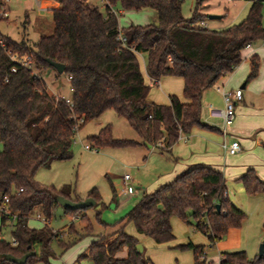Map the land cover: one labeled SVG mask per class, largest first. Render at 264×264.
Instances as JSON below:
<instances>
[{
	"label": "trees",
	"instance_id": "16d2710c",
	"mask_svg": "<svg viewBox=\"0 0 264 264\" xmlns=\"http://www.w3.org/2000/svg\"><path fill=\"white\" fill-rule=\"evenodd\" d=\"M55 1L58 6L50 9L51 34L41 35L30 43L27 39L14 40L0 33L3 42V45L0 43V201L5 195L9 197V214L0 211V255L10 253L20 257L34 250L35 254L23 264H49L54 255L53 243L64 251L75 240L92 234V222L84 213L89 207L64 208L69 216L79 215L83 223L81 233L72 222L66 231L54 230L48 224L41 228L28 225L29 215L35 208L50 220L59 206L55 195L71 200L82 198L64 187L41 185L34 180L39 167L72 157L74 125L78 118H83L80 128L111 109L125 118L141 139L140 142L114 138L111 126L106 124L95 135L87 137L96 149L143 144L168 153L180 134L189 133L194 126L216 129L200 119L202 91L239 65L244 48L264 39L263 1L260 0H251L246 16L224 29L197 24L202 18L197 11L205 0H195L190 19L182 16L183 0H105L103 11L89 0ZM116 4L122 10L152 8L157 21L119 27L117 12L112 9ZM119 35L125 38L124 42ZM138 52L146 56L145 70L152 84L163 76L182 78L185 101L175 94L169 95L168 104L147 100L150 84L145 82L140 70ZM11 55L27 56L30 66H22ZM46 58L64 64V72H56V77L62 74L68 77L70 103L46 90L41 71L55 70ZM248 62L245 83L258 75V54H251ZM13 67L15 71L11 70ZM239 179L248 194L264 192V181L253 168H247ZM111 188L115 201L112 184ZM225 192L221 171L203 164L193 165L155 190L143 193L119 220L120 224L111 233L113 237L101 235L92 240L78 259L87 257L93 264H153L136 248L139 241L125 232L124 223L131 222L137 235L159 244L174 238L173 216L205 234L212 246L230 228L239 227L244 217V212L224 196ZM86 196L92 197L97 206H104L95 188ZM99 214L97 211L98 221L105 225ZM6 225L10 239L1 238ZM262 226L264 229V221ZM66 233L76 236L67 241ZM179 247L192 249V264H211L204 245L189 242ZM122 248H126V256H116ZM0 264L17 263L0 256ZM219 264H264V255L251 258L244 250L222 251Z\"/></svg>",
	"mask_w": 264,
	"mask_h": 264
},
{
	"label": "rangeland",
	"instance_id": "374dc122",
	"mask_svg": "<svg viewBox=\"0 0 264 264\" xmlns=\"http://www.w3.org/2000/svg\"><path fill=\"white\" fill-rule=\"evenodd\" d=\"M89 1L96 4L100 10H104L105 0ZM8 4L10 7L9 16L0 20L1 34L14 40L27 39L30 43H33L39 36L53 32L51 12L48 9L39 8L37 0H9ZM250 4L251 0H205L203 6L199 7L197 12L202 15L201 21L207 23L209 28L217 25L218 28L224 29L229 25L240 22L246 16ZM195 5V0H183L181 9L183 18L190 19L192 17ZM114 9L117 11L119 27L157 21L156 11L152 8L122 10L119 4H116ZM209 14L220 17L211 19L208 18ZM197 24H200V20L197 21ZM258 45L262 48L261 53L254 50V48H244L241 52V62L238 65H241L240 69H247L249 67L247 58L252 52H256L260 58L258 75L247 82L245 91H243L242 101H245L249 108L243 111L242 115H238V106L242 105V101L238 103V106H235V120L233 119L234 124L228 126V134L223 135L221 128L212 130L194 126L188 141V143L191 142L193 135L196 137L197 142L202 144L200 146L202 149L210 148L215 152V155H221V159L214 162H218L222 167L221 171L229 200L244 212L241 225L230 228L218 242L210 246L205 234L196 230L193 225L173 216L171 223L174 238L171 241L158 244L148 237L141 236L142 251L144 252L145 248V256L150 258L153 264H192V249H181L179 247V245L189 242L194 245H204L206 257L211 261V264H219V256L222 251L244 250L251 258L258 254L259 245L264 240L262 226L264 221V192L248 194L239 179L249 166L254 169L260 180L264 181V41L258 40L253 43V47ZM236 70L237 66L233 71ZM248 72L249 70L246 71L240 82L236 76L227 85L226 91L239 88L246 80ZM41 74L49 93L57 92L56 95L69 96L70 86L65 75L62 74L56 77V71L50 68L43 69ZM230 74L221 77L211 90L218 94L216 86L222 88L221 83ZM146 80L150 84L149 90L156 91L157 85L152 84V81L147 78ZM218 95V102L202 100L201 121L207 113L206 104L209 103L217 108L223 106L222 96ZM106 124L111 126V133L114 138L132 139L141 142L140 137L130 127L125 118L118 116L113 110L107 109L98 118L86 122L77 130L72 144L73 155L70 159L54 160L49 166L39 167L34 174V180L41 185L52 184L56 188L64 187L72 193L83 194V196L90 189L95 188L100 196L101 203L104 204L102 207L98 205L95 208L91 207L87 208L86 211L84 210V213L92 222V234L75 240L64 251L53 243L54 255L49 264H93L91 259L87 257L78 259L86 251L90 241L101 235L108 238L112 227H117L120 224L119 220L124 217L141 195L153 190L156 184L153 182L156 179L159 180L158 178H161L176 164L174 161L175 154L177 155L178 151H184L186 154L188 150L184 141H180V139L170 152L161 154L156 151L150 152V148L145 147L143 144L85 149L84 144L90 143L87 137L95 135ZM208 125L220 126L221 122L218 119H210ZM234 125L237 126L238 130H242H239L240 134H237L241 151L235 156L225 157L221 145L223 142H230L233 139L230 128H233ZM197 151H199V148ZM124 173L131 176V183L135 188L132 194L124 191L122 180ZM111 184L116 190L115 201L113 200ZM97 211L100 212L99 219L108 227L105 228L104 224L98 221ZM42 217L40 210L35 208L29 215L28 225L33 228H41L43 226ZM72 217H77V214L69 216L64 213V209L59 205L56 207L48 225L54 230L66 231L69 223L72 222L70 221ZM72 223L77 232L81 233L83 231V223L79 219H75ZM124 230L127 234L136 236L134 225L131 222L124 223ZM2 233L5 239H10L8 225L3 226ZM75 236V233H66L64 239L67 241L69 239L73 240ZM138 243L142 244L140 241ZM35 264L43 263L37 262Z\"/></svg>",
	"mask_w": 264,
	"mask_h": 264
},
{
	"label": "crops",
	"instance_id": "0c3cea01",
	"mask_svg": "<svg viewBox=\"0 0 264 264\" xmlns=\"http://www.w3.org/2000/svg\"><path fill=\"white\" fill-rule=\"evenodd\" d=\"M37 4H38V7L41 8V9H48L50 10L51 8L53 7H57L58 6V2H56L55 0H37ZM106 4V2H105ZM105 4H104V7H105ZM113 10L114 7H112ZM9 12H10V7H9ZM117 12V11H116ZM207 27H208V24L206 23ZM214 29H220L217 27V25H215L213 27ZM13 39V38H12ZM264 41V39H262ZM255 43V42H254ZM247 47L249 48H254V50H257L261 53V46H255L253 47V43L248 45ZM253 50V51H254ZM253 53H256V52H252L251 54ZM249 54V56L251 55ZM257 54V53H256ZM136 56H137V59L139 61V66H140V70L143 74V77H144V80L146 83H148V81L146 80V78L148 80H150V78L148 77V75L146 74V70H145V64H146V56L145 54L143 53H136ZM248 56V58H249ZM247 58V59H248ZM142 62V64H141ZM241 68V65L240 66H237V70L236 71H232L231 74L229 75V77L227 79H225V81H223L221 84H222V88H220L219 86H216V89L218 94H220L222 96V91H226V87L228 88V84L231 83V81L237 76L238 77V80L239 82L244 78V75L246 73V71L249 70V67L247 69H240ZM147 76V77H146ZM67 80H68V77L66 76ZM69 82V81H68ZM217 84V82L213 85L215 86ZM246 84L245 81L239 86L240 89H242V98L239 102H241L243 100V91H245V88H246ZM156 85H157V89L156 91H151L149 90L148 91V94H147V100L150 101V102H154V103H157V104H168L169 103V95L171 94H175L177 95L182 101H185V98L183 97L182 95V91H183V80L182 78L178 77V76H163L161 78L158 79V81L156 82ZM208 87L206 89H204L202 91V97H201V107H202V100L205 99L206 101H209V100H213L215 102H218L219 99H218V94H216L215 91L211 90V88L213 87ZM53 94H58L57 92H53ZM61 95V94H60ZM71 95V90H70V94L69 96H63V97H70ZM222 100H223V96H222ZM238 102V103H239ZM238 103H236L235 106H238ZM208 105H211V104H206V109H207V106ZM223 105H224V100H223ZM223 107V106H221ZM249 107H247V105L245 104V101L243 102L242 101V105H239L238 106V115H242L243 111L247 110ZM201 110H200V119H201ZM207 112V110H206ZM208 113V112H207ZM207 113L206 115L203 117V119L205 117H207ZM202 119V121H203ZM215 119H218L220 120L219 118H211V120H215ZM210 120V119H209ZM234 120H235V116H234ZM232 124H234L232 122ZM231 124V125H232ZM216 129H212V130H218V127L217 126H214ZM237 126L234 125L233 128H230V133L233 137L232 140H235L237 139L239 141V136H237V134H240L239 132L242 131L241 129H237L236 128ZM194 128V127H193ZM192 128V129H193ZM191 129V130H192ZM191 130L189 133L185 134V135H182L179 139L180 141H184V144H186L185 146H187L188 150L186 151V154L184 151H178L177 152V155L175 154L174 156V161H175V165L172 167L171 170H169L166 174L162 175L161 178H158L159 180H155L153 183H156L155 186H154V189L155 190L158 186L164 184V183H167L169 181H171L172 179H174L179 173H181L182 171L188 169L189 167L193 166V165H197V164H203V165H207V166H211L212 168H215V169H218L219 171L222 170V167L219 165L218 162H214V161H218L221 159V155H215V152L213 150H210V148L208 149H202V144L201 143H198L197 140H196V137L192 135L191 137V142L188 143V141L190 140V136H191ZM238 130V131H237ZM235 138V139H234ZM242 138V137H241ZM231 140V141H232ZM175 144H178V141L175 143ZM173 144L170 148V151L173 149L174 145ZM146 147V146H145ZM199 148V151H197V149ZM222 148V147H221ZM190 150V151H189ZM223 150V149H222ZM150 152H158L160 153L158 150L156 149H152L150 148L149 149ZM177 151V150H176ZM191 152V153H190ZM225 153V152H224ZM161 154V153H160ZM223 156V155H222ZM225 157L226 156H235L234 155H229V154H226L224 155ZM249 168V166L247 167ZM246 168V169H247ZM252 168V167H251ZM222 172V171H221ZM161 179H163L161 182H159ZM114 187V186H113ZM226 187V186H225ZM115 189V188H114ZM151 190V191H153ZM149 191V192H151ZM116 192V190H115ZM75 195H80V199H83L85 197H87L85 194V196H83V194H78V193H74ZM227 194V192H226ZM228 196V195H227ZM97 206V204L95 203L94 206H92L93 208H95ZM91 208V207H89ZM64 209V208H63ZM86 211V210H85ZM65 213V212H64ZM43 218V217H42ZM41 218V219H42ZM75 219H79V215H77V217H72L70 218V221L74 222ZM172 219V218H171ZM43 221V219H42ZM43 225H44V222H43ZM172 225V223H171ZM105 228L108 227L106 225H104ZM116 229V227H112V230L110 232V236H108V238H112L113 236L111 235V233ZM136 237L137 239L142 243V238L141 236L137 235L136 234ZM1 238H4V236H2ZM152 240V239H151ZM208 240V238H207ZM92 241V240H91ZM90 241V242H91ZM153 241V240H152ZM154 242V241H153ZM169 242V241H168ZM155 243V242H154ZM143 245V243H142ZM144 247V246H143ZM144 253H145V248H144ZM116 256L118 257H125L126 256V248H122V250L120 252H118L116 254ZM208 260V259H207Z\"/></svg>",
	"mask_w": 264,
	"mask_h": 264
},
{
	"label": "built area",
	"instance_id": "2783aa9c",
	"mask_svg": "<svg viewBox=\"0 0 264 264\" xmlns=\"http://www.w3.org/2000/svg\"><path fill=\"white\" fill-rule=\"evenodd\" d=\"M227 1H233V0H227ZM264 1V0H260ZM9 0H0V18L5 19L9 16ZM200 25L203 27H207L206 23L204 21H200ZM119 39L124 42L125 38L122 35H119ZM1 45H3V42L0 40ZM11 59L17 61L22 66H30V61L27 56L19 58L16 55H11ZM12 71H15V68L13 67L11 69ZM222 96L224 100L223 107L217 108L213 107L212 105L207 106V117L203 119L204 123L210 124L211 118H219L221 125L217 126L219 129L221 128V133L223 135L228 134V126H230L234 119V108L236 103H238L242 98V89L236 88L234 90L230 91H222ZM65 101L70 103V97H64ZM83 122V118H78L77 122L74 125V130L77 132L79 129V125ZM185 135L183 133L180 134L179 138ZM223 151L226 154L234 155L241 151V145L237 139L232 140L230 142H223L221 145ZM85 149H93L94 147L91 146L90 143L84 144ZM95 149V148H94ZM122 180L124 183V191L128 194H132L135 190L131 183V176L128 173H124L122 175ZM21 191V189H20ZM224 196H227L226 192L224 193ZM9 201V197L7 195L3 196V200L0 201V211H2L5 215L9 214V210L7 207V203ZM14 218V216H13ZM44 224H48L49 220L42 218ZM12 243L15 244V241L12 240Z\"/></svg>",
	"mask_w": 264,
	"mask_h": 264
},
{
	"label": "water",
	"instance_id": "95a60500",
	"mask_svg": "<svg viewBox=\"0 0 264 264\" xmlns=\"http://www.w3.org/2000/svg\"><path fill=\"white\" fill-rule=\"evenodd\" d=\"M220 16L215 15V14H209L208 18H219ZM46 61L52 66L54 67V69L56 70L57 73H63L64 72V64L50 60L48 58H46ZM56 202L62 207V208H67V209H71V210H75V209H84L87 207H92L95 205V200L92 197H85L83 199H79V200H71L63 195H55L54 196ZM220 206L219 204L216 205V209L219 210ZM136 248L139 251H142V244L137 243L136 244ZM35 254L34 250L28 251L26 253H24L23 255H21L20 257H16L10 253H4L1 254L0 256L3 257L4 259L17 263V264H23L25 263L26 259L29 256H32ZM259 257L264 255V243H260L259 245V249H258V254Z\"/></svg>",
	"mask_w": 264,
	"mask_h": 264
}]
</instances>
